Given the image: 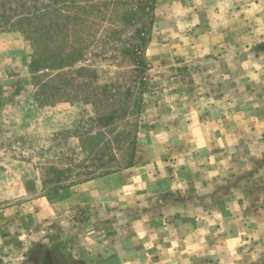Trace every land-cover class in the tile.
<instances>
[{"label": "rangeland", "instance_id": "1", "mask_svg": "<svg viewBox=\"0 0 264 264\" xmlns=\"http://www.w3.org/2000/svg\"><path fill=\"white\" fill-rule=\"evenodd\" d=\"M0 264H264V0H0Z\"/></svg>", "mask_w": 264, "mask_h": 264}, {"label": "trees", "instance_id": "2", "mask_svg": "<svg viewBox=\"0 0 264 264\" xmlns=\"http://www.w3.org/2000/svg\"><path fill=\"white\" fill-rule=\"evenodd\" d=\"M144 7H147L146 3L143 4ZM92 8L96 9L97 6H92ZM147 10H145L144 8V13L146 12ZM135 10H130L129 12L125 13L126 16H124V23L126 25L128 24H131L133 22V18H134V15L135 14ZM144 25H142L141 29H136L135 33L136 35H138L139 37V40H143V38L141 37V34H142V28H143ZM112 38H114L115 36L114 35H111ZM108 40H111V38H108ZM116 41V40H115ZM128 55L132 56V58L135 60V58L137 57L136 56V53H135V49L134 47L132 49L128 48L127 50H124ZM127 98H130L131 94H127L126 95ZM123 111H124V114L127 113V111H131V108L130 106H124L123 108ZM122 121V122H125L127 121L126 120V115L125 117L124 116H120L119 113L118 114H114V116H111L110 118L106 119V122H109L111 124V122L113 121ZM110 124H108L107 126H109ZM113 124V123H112ZM104 135H105V132H100L99 134L97 135H91V134H87L85 136H82L81 137V143L82 145L80 146V155L86 160V162L84 164H77L76 166L72 167L71 165H69L67 168L65 169H62V170H58V169H55L53 168L52 166L48 169L49 173L55 175V176H59V175H67L68 173H71L75 168H82L84 170V175L85 176H88V177H92V176H96V177H99V176H105V175H109L111 173H113L114 170H117V169H109V168H106V169H99L98 171L96 169V167H98V165L100 166H103L104 163H113L115 160H116V156L113 155L111 157L108 158V160H105L107 162H103L104 158L106 157V154L107 152L106 151H111L112 150V145L110 144L109 141H103L101 144H100V141L98 139L101 138V139H104ZM128 135L127 132H120L117 136L119 137L118 139L121 141L124 140V138H126ZM96 142V143H95ZM118 142V143H120ZM95 144V146H93ZM127 150H129L130 152V158L129 160L125 163V167L126 168H129L132 166V159H133V156H134V148L132 147V145L130 146V144L127 145ZM70 161H74L73 160V157H68L66 158ZM105 165V164H104ZM95 168V170L97 172H94L92 170H90L91 168ZM62 176L59 177V179L61 178ZM53 180H51L49 178V180H47L45 183H51ZM61 188L60 189H63L64 186H60ZM55 191V190H53Z\"/></svg>", "mask_w": 264, "mask_h": 264}]
</instances>
